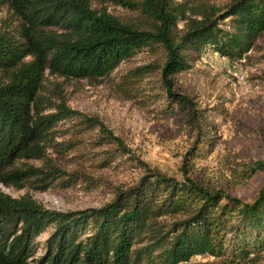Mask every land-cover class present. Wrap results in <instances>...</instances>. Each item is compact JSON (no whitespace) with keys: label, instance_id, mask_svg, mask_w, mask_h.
Segmentation results:
<instances>
[{"label":"trees","instance_id":"16d2710c","mask_svg":"<svg viewBox=\"0 0 264 264\" xmlns=\"http://www.w3.org/2000/svg\"><path fill=\"white\" fill-rule=\"evenodd\" d=\"M95 1L137 12L143 22H122L104 8L92 9L90 0H0L20 20L15 35L0 34V184L20 188L32 180L43 190L58 172L46 163L45 144L56 123L73 116L124 151L95 119L38 95L45 74L95 81L136 51L156 48L162 62L132 75L158 72L166 113L187 111L196 123L202 111L173 90L172 77L205 47L240 59L264 34V0H226L220 8L208 0ZM224 20L227 30L218 28ZM194 129L190 156L205 140L200 127ZM263 170L264 163L256 161L245 172ZM186 173V164L180 181L148 170L133 187L116 190L108 204L66 214L43 210L27 195L11 199L0 193V264H189L195 256L211 258V264H260L264 185L251 202H243L207 191ZM176 216L163 230L161 219ZM48 228L52 232L38 253L35 239Z\"/></svg>","mask_w":264,"mask_h":264},{"label":"rangeland","instance_id":"374dc122","mask_svg":"<svg viewBox=\"0 0 264 264\" xmlns=\"http://www.w3.org/2000/svg\"><path fill=\"white\" fill-rule=\"evenodd\" d=\"M208 2L220 8L226 0ZM90 4L92 9L104 8L122 22H143L137 12L106 3L99 5L95 0ZM228 24L224 20L218 28L227 30ZM19 25L18 17L0 4V34L15 35ZM182 29L183 23L178 22L177 33ZM162 59L159 49H141L95 81L45 74L38 95L51 104L63 102L69 110L95 119L121 142L124 151L116 150L97 127L86 128L80 117L73 116L56 123L45 144L46 163L58 170L57 177L50 176L43 190L35 189L39 185L29 180L20 188L0 184V193L11 199L27 195L43 210L66 214L108 204L116 190L133 187L148 170L180 181L181 167L186 164V176L207 191L219 190L251 202L264 185V170L245 172L253 162L264 163V34L240 59L222 58L205 47L191 55L186 71L172 77L173 90L191 99L202 111L196 123L190 121L187 111L166 113L158 72L132 75L134 69L160 64ZM195 125L205 140L190 156ZM24 164L38 168L43 161ZM179 218H162L161 224L166 225L163 230ZM51 232L48 228L35 239L38 253ZM212 261L195 256L189 264ZM260 264H264V255Z\"/></svg>","mask_w":264,"mask_h":264}]
</instances>
